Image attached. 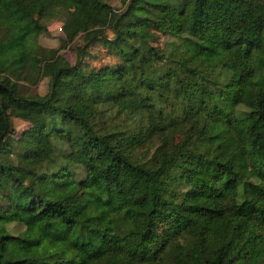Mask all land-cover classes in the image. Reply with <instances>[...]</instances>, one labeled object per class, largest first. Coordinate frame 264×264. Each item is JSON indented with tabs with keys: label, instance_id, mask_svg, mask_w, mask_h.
<instances>
[{
	"label": "trees",
	"instance_id": "trees-1",
	"mask_svg": "<svg viewBox=\"0 0 264 264\" xmlns=\"http://www.w3.org/2000/svg\"><path fill=\"white\" fill-rule=\"evenodd\" d=\"M0 15V264H264L257 0H0ZM53 18L61 45L44 46Z\"/></svg>",
	"mask_w": 264,
	"mask_h": 264
},
{
	"label": "rangeland",
	"instance_id": "rangeland-1",
	"mask_svg": "<svg viewBox=\"0 0 264 264\" xmlns=\"http://www.w3.org/2000/svg\"><path fill=\"white\" fill-rule=\"evenodd\" d=\"M109 1L113 4H117L119 2V0H109ZM257 1L264 8V0H257ZM3 19H4L3 15H0V22ZM61 22H62L61 18L50 19L48 21V28H49L48 31H46L44 33H40L37 36V40L44 46H60L61 45V40H60V38H61L60 37V35H61L60 34ZM105 31L107 33H110V28L106 27ZM81 37H82V34H81ZM80 41L82 42L81 38L79 40H77V42H80ZM73 43L61 46V48H60V52L63 53L70 61L74 60V58H75V50H74V44ZM31 56L34 57L36 60H39V54L36 53L35 51H33L31 53ZM102 59H103L102 53H99L98 58L95 60V63H100L101 62L100 60H102ZM45 70H46V65L43 64V72ZM46 79H47V77L44 76L37 83L32 84V85L31 84L30 85L26 84V85L28 86V88H30L31 91H37L39 93H43L46 90ZM12 123L14 124L16 131H20L23 127H25L27 125L26 121L19 119V118H15V117L12 118ZM259 126L264 128V117L260 120ZM82 201H83V198H82V195L80 192L74 194L70 199V208L72 210L78 211L80 217L85 218L88 215V211L80 208ZM157 212H160V210H158ZM161 218H162V216L160 218L158 217V220L160 223H161ZM59 225H58V227H60ZM155 226L160 227L161 225H155ZM58 229H57V231H58ZM145 243H146V246H148L149 248H152L154 246V244H153L154 243V237H153L152 233L146 234ZM141 247H143V245ZM90 262L98 263V264H108V259L104 255H99L98 257L91 259Z\"/></svg>",
	"mask_w": 264,
	"mask_h": 264
}]
</instances>
